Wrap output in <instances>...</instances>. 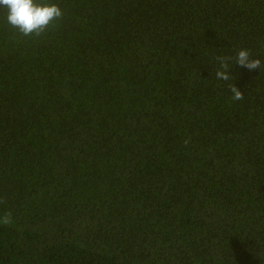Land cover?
Masks as SVG:
<instances>
[{"label": "trees", "instance_id": "trees-1", "mask_svg": "<svg viewBox=\"0 0 264 264\" xmlns=\"http://www.w3.org/2000/svg\"><path fill=\"white\" fill-rule=\"evenodd\" d=\"M0 10V264H264V0ZM201 77V78H200Z\"/></svg>", "mask_w": 264, "mask_h": 264}, {"label": "clouds", "instance_id": "clouds-1", "mask_svg": "<svg viewBox=\"0 0 264 264\" xmlns=\"http://www.w3.org/2000/svg\"><path fill=\"white\" fill-rule=\"evenodd\" d=\"M0 10H3L6 23L19 34L25 37H40L50 26H54L63 18V11L49 0H0ZM218 65L215 77L228 83L233 101L244 98L243 93L234 85L235 77L231 74L233 65H239L248 70H260L264 65L259 57L254 56L250 49L240 48L235 55L222 54L215 56ZM201 78V77H200ZM2 203V201H0ZM12 215L10 212L0 216V224L10 225Z\"/></svg>", "mask_w": 264, "mask_h": 264}]
</instances>
